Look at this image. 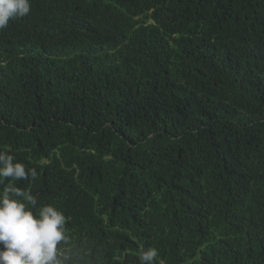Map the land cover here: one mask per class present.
Listing matches in <instances>:
<instances>
[{"label":"trees","instance_id":"obj_1","mask_svg":"<svg viewBox=\"0 0 264 264\" xmlns=\"http://www.w3.org/2000/svg\"><path fill=\"white\" fill-rule=\"evenodd\" d=\"M5 148L69 264H264V0H31L0 29Z\"/></svg>","mask_w":264,"mask_h":264},{"label":"clouds","instance_id":"obj_2","mask_svg":"<svg viewBox=\"0 0 264 264\" xmlns=\"http://www.w3.org/2000/svg\"><path fill=\"white\" fill-rule=\"evenodd\" d=\"M30 10L31 0H0V29ZM36 176L6 148L0 150V264H69L78 255L69 248L68 217L51 204L35 210L37 197L11 182ZM5 178L10 182L4 184ZM157 256L154 247L142 250L140 264H154Z\"/></svg>","mask_w":264,"mask_h":264}]
</instances>
